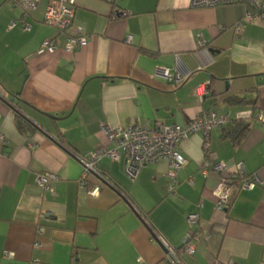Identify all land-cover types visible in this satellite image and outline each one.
Masks as SVG:
<instances>
[{
  "label": "crops",
  "instance_id": "crops-1",
  "mask_svg": "<svg viewBox=\"0 0 264 264\" xmlns=\"http://www.w3.org/2000/svg\"><path fill=\"white\" fill-rule=\"evenodd\" d=\"M51 1L24 12L0 0V264H167L153 231L180 264H264V129L256 120L264 114V23L242 24L235 34L247 11L238 4L76 0L69 31L81 27L89 40L67 53L64 35L42 22ZM198 35L206 46L197 47ZM44 41L57 50L38 54ZM162 68L184 81L175 86L157 74ZM11 107L32 130L18 131ZM203 111L229 121L211 132L207 153L199 135L179 145V201L167 192L165 160L132 181L123 157H104L99 176L81 186L80 159L113 148L104 127L183 125ZM241 125L248 129L235 141ZM205 154L225 163L226 175L243 165L258 184L233 190L229 207L217 210L220 175ZM43 173L58 177L51 192L36 183ZM95 184L98 198L87 192ZM190 214L199 216L202 235L192 256L181 250Z\"/></svg>",
  "mask_w": 264,
  "mask_h": 264
},
{
  "label": "built area",
  "instance_id": "built-area-1",
  "mask_svg": "<svg viewBox=\"0 0 264 264\" xmlns=\"http://www.w3.org/2000/svg\"><path fill=\"white\" fill-rule=\"evenodd\" d=\"M76 0H52L45 8L43 16V24L52 26L64 35L63 50L67 53H73L84 47L89 40V36L81 27H76L74 32H70L73 25L75 14ZM112 2L113 0H107ZM39 0H12L14 7H19L24 12L32 11L36 8ZM243 5L247 8L242 21L235 26V34L241 30L242 24H254L257 22L264 23V0H191L190 7L192 9L215 8L217 6L226 5ZM11 26H14L12 23ZM28 26H24V30H28ZM197 47L206 46L200 35L197 38ZM57 46L53 41H44L40 44L38 54L54 53ZM157 74L165 80L171 81L175 86L180 85L185 77L181 73L170 74L168 69L162 68L157 70ZM203 91L200 87L196 89L195 95L201 102ZM258 124L264 129V114L256 117ZM229 121L228 115L219 116L213 112H201L196 118L186 122L183 125H163L156 123L153 126L145 127L140 124L128 128H110L104 127L109 143L113 144V148L106 149L104 147L97 148L87 158L80 159L82 165V175L80 179L81 186L86 185V179L90 175L99 176L98 164L104 157L112 162H119L121 157L124 158L123 173L130 179L135 180L140 170L148 164H154L161 160L168 163V185L167 192L170 196L177 198L176 184L177 174L183 168L185 160L179 150V145L193 135H199L202 139V149L204 153L208 152L209 137L213 130L224 128ZM5 144L4 137L0 135V145ZM207 165L210 170L220 175L219 182L215 189V207L217 210H226L230 205V195L233 190L253 189L258 184L256 176L247 177L243 165H238L234 172L227 174V165L223 162H216L209 159L205 154ZM226 172V174H224ZM203 176H207V172H202ZM58 180L54 174L43 173L37 177L36 183L46 191H52V185ZM189 184L193 183V179L188 180ZM101 187L95 184L89 189L88 195L98 198ZM178 201L180 200L177 198ZM189 231L184 237L181 250L188 256H192L195 251V245L202 237L199 228V216L190 214L187 218ZM43 228L39 227L38 232L42 233ZM152 239L163 249L164 261L167 264H180L177 250L169 245V243L159 234L153 231ZM6 258L10 257L5 253ZM217 264V263H214ZM232 264V263H229Z\"/></svg>",
  "mask_w": 264,
  "mask_h": 264
},
{
  "label": "trees",
  "instance_id": "trees-1",
  "mask_svg": "<svg viewBox=\"0 0 264 264\" xmlns=\"http://www.w3.org/2000/svg\"><path fill=\"white\" fill-rule=\"evenodd\" d=\"M11 109L15 112V125L18 131L21 133H27L28 131L32 130L31 129V126H33L32 123H30L27 119H25L18 109H16L15 107H11ZM247 129L248 126L241 125V130L237 133V137H235V141H239L241 137L244 135V133L247 131Z\"/></svg>",
  "mask_w": 264,
  "mask_h": 264
}]
</instances>
